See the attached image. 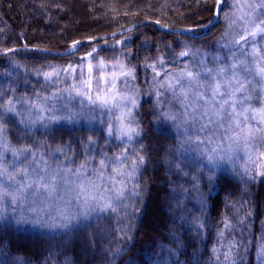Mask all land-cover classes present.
I'll use <instances>...</instances> for the list:
<instances>
[{"label":"rangeland","instance_id":"rangeland-1","mask_svg":"<svg viewBox=\"0 0 264 264\" xmlns=\"http://www.w3.org/2000/svg\"><path fill=\"white\" fill-rule=\"evenodd\" d=\"M76 1L73 0V3L70 0L65 1L66 9L58 6L56 2L52 3L55 9H49L50 15L52 17L55 15L57 19L48 26L46 22L37 23V20H34L36 18L33 21L30 20V23L24 21L19 29L29 38V45L15 44L8 48H1L3 43L0 39V53L22 48L42 49L49 53H58L76 45L75 50L66 56L42 54L27 49L0 56L3 57L0 59L3 69L6 72H12L13 81L22 85L21 89L25 90L23 91L25 93L18 91L17 94L15 91L7 98L5 109L12 108L14 111L6 112L16 119L15 127L18 131L20 130L18 134L23 139L34 138L29 140V142L32 141L31 143L36 142V146L21 145L17 147L9 142L10 136L8 137L6 134L8 128L1 125L5 131L0 133V154H2L0 163H2V168L6 169L5 180L10 174L15 177L16 181L26 180L31 183L38 174L51 176L59 170L61 175H66L75 183H79L80 180L85 182L92 180L96 184H101V181L97 179L99 173L104 177V187H110L108 178L114 176L113 169L117 168L125 173L123 177L118 178L126 182L127 190L123 198L125 199L126 196L132 194L140 169L139 163L128 160V155L133 151V143L139 138L141 131H145L146 128L140 126V121H143L146 126L151 121L155 129H166L174 137L177 157L173 161L170 160L171 164H169L172 169L176 167L178 170L175 171V174L179 181H174L175 200L180 207L178 216H203V211L208 204L207 196L213 191L215 185V179L209 187L207 180L203 178L207 175L206 158L212 148H218V154L226 156L225 160L221 162V167L217 169L215 178L219 171L234 167L246 175L264 179V175L259 174L264 172V160L257 159L259 154L264 152V147H259L261 141H253L247 147H245L242 138L238 144L233 143L225 137L239 133V129H228L227 124L220 127L215 122L209 123L207 117L199 118V110L196 113L197 119L194 121L190 116L185 117V111L191 114L194 107L199 109L193 93L203 92L204 89L199 88L195 83L189 87L188 81L182 80L184 89L189 92V97L185 100L180 93L181 85L176 84L177 79H180L186 70L196 72L212 69L214 78L225 81L230 78L229 75L226 73L224 76L217 77L216 72L218 68L226 67L232 62L233 54L238 58L245 59L248 67H254L253 57L250 55L241 57V50L251 53L254 46L264 49V40L257 38L256 41H253L249 37L246 44L244 42L234 44L233 42L247 32H251L255 23L264 19V9L257 8L253 15H248L253 12V9L248 5H258L262 0H223L216 23L204 35H199L202 30H193L185 35L187 37L207 35L204 42L197 43L186 39L185 36L161 32L151 26L155 31L170 36L157 35L149 30L143 31L140 27L146 25H142L117 37L84 44L82 42L122 30L140 21L149 20L155 23L160 21L168 24L169 20H175L174 17L177 15H180L177 16L180 20L186 19V17L181 18V13L167 15L166 10L156 12L157 9L154 10V8L149 12L134 10L130 15L139 21L121 27L118 25L120 22L113 23L115 19L111 21H93L94 19L82 17L76 19L75 14L81 15L83 10L82 7L77 6ZM213 1L210 0L206 4L209 6L207 9L210 12L204 14L205 17L199 14L189 17L190 20H204V18V22L207 20L205 24L193 29L201 28L213 20L217 2L213 9ZM0 2L2 5H9L18 13L22 12L23 0H0ZM67 6L70 7L71 12L68 11ZM26 10L27 7H24V11ZM74 25H77L76 28H72ZM226 44L228 47H225ZM182 51H188L189 55L181 56ZM32 55L40 56V58L30 57ZM41 56L52 57L42 58ZM213 56L223 59L217 63L213 61ZM241 72V78H243V70ZM50 73L59 75L47 79L45 74ZM249 79L253 80L252 86L259 87L256 84L258 77L249 76ZM201 82H205L203 77ZM169 84L174 87L170 88ZM252 86H249V90ZM78 92H87L93 99H96L97 96H104L110 100V103L107 107L89 104L87 97L78 95ZM255 95L253 93V96ZM260 95L264 96V93ZM113 96L116 98L115 106L111 102ZM199 103L203 104L202 101ZM251 104L253 107L261 106L255 99ZM144 107L145 111L142 109ZM206 107L211 115L213 107ZM172 116H175L176 120L170 119ZM61 117L71 118L60 119ZM120 117H123L122 121ZM186 119H189L190 123L186 124ZM205 124L208 127L200 131L201 126ZM249 124L253 128H264V124L257 125L253 121H249ZM64 126L72 129L82 127L102 132L104 145L98 146L97 149L95 143L87 144L86 157L82 161L74 163L62 147L51 146L46 142L47 132L50 129ZM109 126L113 129L111 136L108 135ZM128 127L139 132V136L133 135L131 141L126 136L119 138L121 137L120 129ZM185 129L188 131L185 132ZM9 131L8 129V133ZM242 136L243 134H241ZM209 139L212 140V143H208ZM107 144L114 145L111 155L105 152ZM227 156H231V159H227ZM102 159L105 160L107 167L101 171L100 161ZM134 163L139 165L135 172L132 171ZM81 165H84V168L81 169L82 175L77 179L75 170L80 169ZM67 169H72L73 172L67 173ZM128 173H131L130 177L127 175ZM56 180L58 192L52 201H45L44 205L56 204L73 216L78 217L80 212L87 210L89 211V220L108 212L114 213L123 202V199L120 202L113 201L115 211L112 209L90 211L82 203L78 204L74 200L76 192L69 190L74 188V184L66 187L61 182L60 176H57ZM6 182L11 183L7 180ZM116 187H120V185L117 184ZM101 192L105 198L113 195L111 192L104 191L103 188H101ZM96 194L100 195V193ZM46 195L47 193H41V196ZM39 199L40 196L37 197L38 201ZM9 200L10 198H5L4 207L5 217L7 216L10 222H16L15 217L21 214L29 220L35 218L34 214L10 204ZM68 201L72 202L67 203ZM165 201L171 200L166 198ZM40 220L45 225L61 223V218L55 212L51 216L42 213ZM82 222L85 221L81 219L80 223ZM17 225L20 227L31 225L29 227H34L41 233H56L64 230L60 227H40L31 223Z\"/></svg>","mask_w":264,"mask_h":264},{"label":"trees","instance_id":"trees-1","mask_svg":"<svg viewBox=\"0 0 264 264\" xmlns=\"http://www.w3.org/2000/svg\"><path fill=\"white\" fill-rule=\"evenodd\" d=\"M65 1L67 0H23L21 13L0 2L1 48L15 44L29 45L30 40L20 32V25L36 18L34 20L37 23L46 22L48 26L57 19L55 15H50L49 9L54 8L52 3L56 2L58 6L65 8ZM209 1L77 0L75 3L83 10L80 11L82 16L76 13L75 18L94 19L93 21L115 19L113 23L120 22L118 25L123 27L137 22L138 19L130 15L134 10L149 12L154 8L157 9L156 12L166 10L167 15L181 13V18L186 17L180 20L177 17L180 15H177L172 22L169 20L166 24L158 21L159 24L171 28L193 29L205 24L207 20H190L189 17L196 14L205 17L210 12L206 5ZM216 1H213V9ZM70 2L73 3V0ZM24 7H27L26 11ZM67 9L71 12L69 6ZM140 28L157 35L170 36L155 31L149 25ZM185 37L199 43L207 35ZM30 57L40 58L36 55ZM1 64L0 126L5 125L10 130L8 133L7 129L6 134L10 136L9 142L15 146H36V142H29L34 138L23 139L18 134L20 130L15 127L16 119L6 112L7 98L15 91L17 94L18 91L25 93V90L21 89L22 85L13 81L12 72H6ZM142 109L146 110L145 107ZM140 126L146 127L145 131H141L139 138L133 143L132 153L128 155V160L139 163L140 169L132 194L123 199L116 212L95 216L56 233H41L34 227H29L31 225L20 227L16 222H10L6 216L7 218L0 219V262L264 264V179L251 177L234 167L219 171L213 191L207 196L208 204L203 216H178L180 207L175 200L174 181L179 179L175 174L176 167L172 169L169 162L177 157L174 137L166 129H155L151 121L147 126L140 121ZM47 133V144L62 147L74 163L86 157L89 137L97 149L104 145L102 132L82 127L72 129L64 126L50 129ZM113 146L107 144L105 152L108 155H111ZM141 156L142 162L139 160ZM166 198L171 201H165Z\"/></svg>","mask_w":264,"mask_h":264},{"label":"snow or ice","instance_id":"snow-or-ice-1","mask_svg":"<svg viewBox=\"0 0 264 264\" xmlns=\"http://www.w3.org/2000/svg\"><path fill=\"white\" fill-rule=\"evenodd\" d=\"M220 0H217V11L216 15L220 14L219 9ZM248 7L253 9V12L248 13L249 16L253 15L256 9H264V0L258 5L249 4ZM157 23H159L157 21ZM212 21H209V24ZM205 25L204 27H207ZM187 31L191 32L193 29H187ZM249 37L253 41H256L257 38L260 40H264V19H260L257 23H255L254 28L251 32H247L245 35L239 37L238 40H235L234 44H241L244 42L245 44L248 42ZM225 47H228L226 44ZM264 49L253 47L251 53H246L241 50V57L251 56L254 59V67L250 68L246 64V60L242 58H238L233 54L232 62L227 64L226 67H220L217 69L216 76H224L226 73L230 78L225 81H221L220 79L213 77L212 69H204L202 71L193 72L191 70H186L180 79H177L176 84L181 85L180 93L184 97L185 100L189 97V92L186 91L182 85V80H187L189 87L193 83H195L199 88H203L204 91H197L193 93L195 97V101L199 106V109L194 107L192 109V113L189 114L185 111V117L191 118L192 121L197 119V110L200 112V117L203 119L204 117L208 118L209 123H217L220 127H224L227 124L228 129H239V133H234L232 136H226L225 139L231 140L233 143L238 144L240 139L244 140L245 147H247L253 141L259 140L261 141L259 147H264V128L256 127L253 128L249 121L255 122L257 125L264 124V96H261V93H264ZM91 55V53H89ZM181 56L189 55L188 51H182L180 53ZM214 62L219 63L223 58L218 56L212 57ZM203 63V61H200ZM71 67V66H69ZM243 70V78H241ZM59 75L58 73H50L45 74L47 79H52L53 76ZM251 77H258L256 80V84L259 87L252 86L253 80L249 79ZM205 82H201V78ZM90 86V82H89ZM249 86H252L249 90ZM169 87H174L172 84H169ZM253 93L256 95L253 96ZM78 95L86 96L88 103L92 105H97L101 107H107L110 103V100L104 96H97L96 99H93L91 95L87 92H78ZM115 96L111 98V102L113 106H115ZM256 100L260 107H253L251 102ZM203 102L200 105L199 102ZM11 104V101H9ZM206 106H212L213 111L212 114L209 115L208 108ZM218 109V110H216ZM6 111L12 112L14 109L8 108ZM71 117H61L60 119H70ZM214 118V119H213ZM55 119V118H53ZM121 121L123 117H120ZM172 120H176L175 116L170 117ZM185 123H190L189 119L185 120ZM208 125H202L199 129L203 131L207 128ZM247 129V130H246ZM5 131L3 126H0V133ZM121 137L126 136L129 141L133 139V135L139 136V132L131 127L121 128ZM188 130L185 129V132ZM241 134L243 136L241 137ZM108 135H113V129L109 126ZM89 143H94L89 137ZM203 143V141H200ZM208 143H212V140L209 139ZM59 151V149H58ZM15 155V153H14ZM27 158V157H25ZM226 156H221L218 154V148H212L210 150V154L207 156V175L203 178L207 180L209 187H211L212 183L215 179V173L217 169L221 167V162L225 160ZM227 159H231V156H227ZM258 160H264V152H261L257 157ZM139 160L142 162L143 157H139ZM0 162H2V154H0ZM107 167L105 164V160L100 161L101 171ZM139 165L134 163L132 171L135 172L138 169ZM84 168V165L80 166V169L75 170V174L77 179L82 175L81 169ZM67 173H72V169H67ZM114 176L108 178V183L110 187H104L103 180L104 177L101 174H97V179L101 181V184H96L92 180H88L85 182L84 180H80L79 183H75L72 179L68 178L66 175H61L58 170L56 174L51 176L37 175V178L31 183L24 181H16L15 177L12 175H7L6 180L11 181V183H7L5 180L6 169L2 168V163H0V219H4L5 217V207L4 201L5 198H10L9 203L16 205L18 208H22L24 211L34 214L35 218L29 220L25 215L21 214L18 217H15L17 224H33L39 225L40 227H60L64 229H70L73 224H79L80 220L87 221L89 218V211H83L79 213V216H73L70 213L66 212L64 209L60 208L58 205L49 203L47 206L44 205L45 201H52L58 192V183L56 180L57 176H60L61 182L67 187L68 185L74 184V188L69 189L76 192L74 200L79 204L82 203L83 206L90 211H105L107 209H112L115 211L113 207V201L120 202L125 197V192L127 190L126 182L123 179H118L119 177H123L125 173L120 169H113ZM26 174V173H25ZM260 175H264V172L259 173ZM129 177L131 173L127 174ZM200 179V177H198ZM119 184L120 187H116ZM101 188L104 191L111 192L113 195L105 198L103 193L101 192ZM30 190V191H29ZM47 193L46 196H41V193ZM27 193V195H26ZM96 193H100L98 196ZM138 195L139 193H134ZM40 196L39 201L37 197ZM63 199V197H60ZM72 201H68L67 203H71ZM27 205V207H25ZM39 205V206H38ZM55 212L61 218V223L58 225H45L41 223L40 216L42 213H47L48 215H52ZM228 225H226L227 227ZM2 264V262H0Z\"/></svg>","mask_w":264,"mask_h":264},{"label":"water","instance_id":"water-1","mask_svg":"<svg viewBox=\"0 0 264 264\" xmlns=\"http://www.w3.org/2000/svg\"><path fill=\"white\" fill-rule=\"evenodd\" d=\"M222 1L223 0H220L219 9L221 7ZM216 11H217V2H216ZM217 18H218V16L216 15V12H215L213 20H212V23L206 24V25H208L207 27L203 26L201 28H197V29H193V30H202V32L199 35H204L208 31V29L210 27H212L216 23ZM142 25H150V26L156 28L157 30H159L161 32H165V33H169V34H176V35H180V36L188 35L187 33L189 32V31H187V29L167 28V27L161 26V25H159V24H157L155 22H152V21H149V20H145V21H140L138 23H135V24H133V25L127 27V28H124L122 30H119V31H116V32H113V33H110V34H106V35H103V36H100V37H97V38H94V39H91V40H88V41H84V42H82V44L89 43V42L100 41V40H104V39H110V38H113V37H117V36L123 35L125 33H128V32H130V31L134 30L135 28H137L139 26H142ZM75 47H76V45L71 46V47L67 48L65 51L58 52V53H49V52H46L45 50H42V49L22 48V49H14V50L1 52L0 56H2L4 54H7L9 52H13V51H17V50H26V49L28 51H36V52H39V53H42V54H54V55H58V56H66V55L71 54L75 50Z\"/></svg>","mask_w":264,"mask_h":264}]
</instances>
